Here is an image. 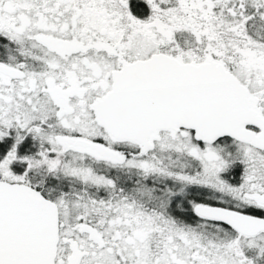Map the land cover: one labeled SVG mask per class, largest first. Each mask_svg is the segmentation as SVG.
Instances as JSON below:
<instances>
[{"label":"snow or ice","instance_id":"snow-or-ice-1","mask_svg":"<svg viewBox=\"0 0 264 264\" xmlns=\"http://www.w3.org/2000/svg\"><path fill=\"white\" fill-rule=\"evenodd\" d=\"M0 264H264V0H0Z\"/></svg>","mask_w":264,"mask_h":264}]
</instances>
